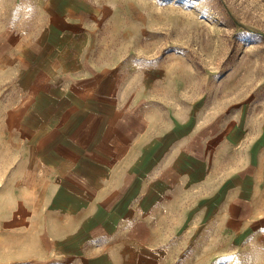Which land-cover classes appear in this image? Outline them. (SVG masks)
Wrapping results in <instances>:
<instances>
[{
  "label": "crops",
  "instance_id": "1",
  "mask_svg": "<svg viewBox=\"0 0 264 264\" xmlns=\"http://www.w3.org/2000/svg\"><path fill=\"white\" fill-rule=\"evenodd\" d=\"M50 46L29 45L42 61L23 56L33 71L7 118L0 264H171L165 216L194 193L214 233L264 240V119L193 134L128 102L121 73L66 38ZM228 146L241 156L224 165Z\"/></svg>",
  "mask_w": 264,
  "mask_h": 264
},
{
  "label": "rangeland",
  "instance_id": "2",
  "mask_svg": "<svg viewBox=\"0 0 264 264\" xmlns=\"http://www.w3.org/2000/svg\"><path fill=\"white\" fill-rule=\"evenodd\" d=\"M59 38L80 61L120 72L127 101L161 123L224 133L264 119V0H0V163L33 71L20 62H39L29 45L55 55ZM235 151L221 152L224 165ZM196 196L165 216L170 263L264 264V240L214 233L213 204Z\"/></svg>",
  "mask_w": 264,
  "mask_h": 264
}]
</instances>
